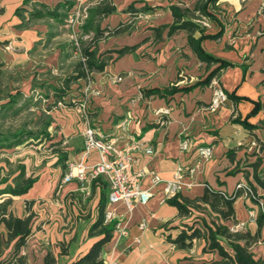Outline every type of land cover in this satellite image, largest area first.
<instances>
[{
  "label": "crops",
  "instance_id": "0c3cea01",
  "mask_svg": "<svg viewBox=\"0 0 264 264\" xmlns=\"http://www.w3.org/2000/svg\"><path fill=\"white\" fill-rule=\"evenodd\" d=\"M64 1L0 0V61L9 76V88L12 92L19 89L23 97L30 99H36L35 91L49 95L43 99L46 103L42 110L50 118V140L0 148V189L13 185L22 170L26 177L36 178L22 195L0 194V202L11 198L7 210L19 217L28 213L25 202L33 200L32 233L20 250L29 264H43L46 250L50 248L57 254L60 242L68 243L69 263L86 252L97 238L88 237V229L97 215L100 184L90 183L91 194L84 198L76 179L61 183L66 171L61 164L81 158L82 133L87 124L75 106L60 103L47 109L53 102L52 86L72 73L76 62L69 29L52 18L22 25L37 3L53 7ZM196 1L113 0L116 10L103 17L100 26L128 27L97 43V52H106L112 59L103 70L91 73L89 124L96 132L124 133L120 145L130 139L139 143L133 151V168L145 172L143 187L151 183L150 170L162 180H169L178 164L196 161L199 167L184 179L177 194L179 199L197 200L207 188L229 195L238 183L247 184L252 195L240 190L232 204L234 217L223 223L230 226L243 221L241 232L258 235L251 246L254 257L264 258V222L256 221L259 213L264 212V186L259 183L264 180V0H217L212 9L215 20L198 16ZM130 5L154 9L132 13L127 11ZM171 5L188 8L189 17L206 34L213 35L222 29L216 38H203L200 45L204 52L232 65L219 68V61L201 60L189 46L184 29L168 34V26L174 20ZM18 7L22 9L21 15L15 13ZM159 27L162 29L157 32ZM199 35L198 31L194 33V37ZM125 46L134 48L118 56L114 50ZM217 68L208 81L210 72ZM115 76L122 79L113 82ZM213 82L228 94V100L215 112L207 108ZM84 83L78 80L72 84L65 100L82 97ZM256 103L259 107L253 112ZM165 107L171 109L170 113L158 119L156 109ZM125 116L129 122L123 132L118 124ZM185 138L188 148L182 151L180 141ZM57 141L61 142L58 147L50 146ZM200 145L213 147L210 158L198 157L196 149ZM147 147L151 152L146 151ZM59 152H66V160H60ZM98 160V153L92 150L84 163L93 165ZM101 176L107 181L108 192L109 181ZM152 192L146 204H137L131 211L122 203L112 206L127 234L120 236L113 230L101 252L104 264H209L219 260L216 251L203 250V237L194 239L187 249L176 247L168 239L186 225L200 227L203 220H216V213L201 208L181 216L177 207L167 201L163 184H156ZM141 221L145 222L144 229L139 227ZM6 235V227L0 223L3 255L12 249Z\"/></svg>",
  "mask_w": 264,
  "mask_h": 264
},
{
  "label": "trees",
  "instance_id": "16d2710c",
  "mask_svg": "<svg viewBox=\"0 0 264 264\" xmlns=\"http://www.w3.org/2000/svg\"><path fill=\"white\" fill-rule=\"evenodd\" d=\"M75 0H65L53 7H49L44 3H37L28 12V19L22 22V25L29 23L32 20L52 18L58 22L64 24V18L68 10L72 7ZM217 0H197L195 5V11L198 12V16H205L215 20V15L212 9L215 8ZM154 9V7L144 5L140 8H135L130 5L127 11L132 13L146 12ZM21 7L16 8L15 13L21 15ZM116 7L113 0H95V2L88 8V16L81 26V35L79 37V52L84 58H76L73 72L58 79L56 85L52 86L53 102H51L47 109L52 106L63 104L64 106H76L78 101H66L65 97L71 88V85L78 80L86 81L91 78V73L95 71H101L112 59V55H105L106 52H97V43L99 40L107 35H113L125 31L127 25H118L114 28H106L100 26V21L106 15L114 12ZM170 10L173 15V22L168 26V34L178 30L184 29L187 31V41L192 50L203 61H219L221 67L232 65L231 62L223 59L216 58L203 51L200 42L203 38L212 37L216 38L220 35L221 30L216 34H206L204 28L195 20L189 17V9L178 5H171ZM165 27V26H164ZM162 28H157L159 32ZM198 31L200 35L194 37V33ZM87 35L86 38L84 36ZM72 51L76 49L72 44ZM133 47H122L114 50L117 55L132 50ZM217 69L210 72L207 77L209 81L211 77L216 73ZM9 76L3 69V63L0 61V119L1 117H14L22 110L27 101L22 96L19 89L9 88L8 85ZM44 97H49L48 94H43ZM21 98L24 100L20 103L17 101ZM259 105L253 108V112L257 110ZM41 119V118H40ZM38 119V123H35L36 130L27 129L24 124L18 129L8 128L1 131L0 129V148H12L17 145L29 144V143H41L43 141L50 140L51 136L47 131L50 124V118L45 115L44 119ZM60 141L53 142L50 146L53 148L60 144ZM59 149V148H57ZM60 160H66V152H59ZM64 169L67 168V163L61 164ZM36 181L35 177L24 175V171L18 173L16 181L13 185H7L3 189H0V194L9 193L10 195H22L26 193L33 183ZM100 184V195L97 202V215L88 229V237H97L91 244L89 249L76 256L68 263L66 258L68 255V243L60 242L59 252L57 254L48 248L43 257V264H104L101 257V252L106 243L112 238V233L116 224L113 220L109 223L104 222V212L107 205V181L100 175L91 182ZM259 183L264 186V180H259ZM240 190H235L232 194H226L219 190L207 188L203 196L197 200H187L177 198V194L168 198L167 201L175 205L178 209L179 215L187 216L192 209H209L210 214L216 213V220L211 219L208 223L205 220L202 222V226L186 225V228H182L180 232L173 238H168L171 243L181 249H187L192 246L193 240L203 237L206 240V244L203 247L204 251H216L220 257L219 260L211 261L209 264H264V258H255L251 246L258 238V235L250 234L249 232H235L229 231L223 221L232 219L234 217L233 201ZM11 198L8 197L0 202V223H3L7 230L6 241L12 243L11 251L3 255L0 252V264H29L26 261V256L20 253L22 247L27 243L28 237L32 233V221L34 217L33 211L30 207L33 200L25 202L28 213L19 217L14 215L11 211L7 210V206L10 204ZM202 203L205 207H202ZM207 205V206H206ZM222 220V221H221ZM258 224L264 222V212H260L256 218Z\"/></svg>",
  "mask_w": 264,
  "mask_h": 264
},
{
  "label": "built area",
  "instance_id": "2783aa9c",
  "mask_svg": "<svg viewBox=\"0 0 264 264\" xmlns=\"http://www.w3.org/2000/svg\"><path fill=\"white\" fill-rule=\"evenodd\" d=\"M90 5L92 3L75 0L64 18V25L69 29L70 42L76 48L73 54L82 60L84 58L79 52V37L81 35V26L88 16V8ZM202 23L207 25L206 20H203ZM86 37L87 35L84 36V38ZM121 79V76H115L113 82H119ZM84 82L82 97L74 100L78 101L75 106L77 113L87 124L82 133L84 139L82 155L78 161L67 162V168L61 178V183L76 179L79 182V190L83 194V197L86 198L91 194L90 183L92 180L100 175H104L109 181L104 222L109 223L115 220L114 232L120 236H125L127 230L121 224V221L116 219V212L112 206L116 203H122L127 211H131L137 204H146L153 194V187L158 183L163 184V192L167 199L174 197L182 189L184 179L187 176H191L198 169L199 162L196 161L189 165L178 164L173 172L172 178L169 180H162L154 170H150L148 174L151 177V183L148 187H143L141 180L145 176V172L141 169L133 168V151L139 147V143L130 139L120 145L119 141L123 139L124 133L108 135L102 132H96L89 124L90 107L88 94L93 91L91 78H88ZM213 83L214 86L207 107L211 112H215L228 100V94L225 90L217 82ZM170 110L169 107L158 108L155 114L160 119L163 115H168ZM128 122V116H125L119 122L118 126L123 132L126 130ZM251 144L255 143L252 142ZM187 148L188 139H182L180 141V149L186 151ZM92 150L98 153L99 160L93 165H86L84 163L85 158ZM196 150L198 157L202 160L210 158L213 154V147L211 145H200ZM146 151L151 152V148L147 147ZM235 190H242L244 194L252 195V190L247 184L238 183ZM253 216V212L250 211V217ZM139 227L144 229L145 222L141 221ZM243 228L244 222L236 221L229 226V231L232 233L241 232Z\"/></svg>",
  "mask_w": 264,
  "mask_h": 264
},
{
  "label": "rangeland",
  "instance_id": "374dc122",
  "mask_svg": "<svg viewBox=\"0 0 264 264\" xmlns=\"http://www.w3.org/2000/svg\"><path fill=\"white\" fill-rule=\"evenodd\" d=\"M43 92L44 91H35L34 96H36V99H26V105L14 117H1V131L7 130L8 128H13L16 130L24 124L27 126V129L36 130L37 126L35 127V123H38L37 120L40 118L44 119L45 117V112L42 110V108L44 107L43 104L46 103L43 100L45 98ZM23 100L24 98H21L17 102L20 103ZM28 126L30 128H28Z\"/></svg>",
  "mask_w": 264,
  "mask_h": 264
}]
</instances>
